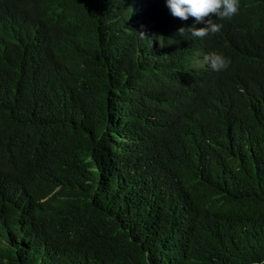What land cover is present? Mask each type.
Instances as JSON below:
<instances>
[{"label": "trees", "instance_id": "16d2710c", "mask_svg": "<svg viewBox=\"0 0 264 264\" xmlns=\"http://www.w3.org/2000/svg\"><path fill=\"white\" fill-rule=\"evenodd\" d=\"M118 1L0 0V264H260L264 0H241L201 40L231 60L223 76L170 94L151 86L140 135L164 141L148 152L123 142L106 170L93 149L111 93L146 77L135 57L183 38L155 21L152 32L167 36L133 38L117 11L102 9ZM45 27L49 38L35 39ZM237 35L257 44L250 61L228 48ZM109 53L124 64L111 78L101 60ZM33 209L35 231L22 223Z\"/></svg>", "mask_w": 264, "mask_h": 264}, {"label": "clouds", "instance_id": "9594fccd", "mask_svg": "<svg viewBox=\"0 0 264 264\" xmlns=\"http://www.w3.org/2000/svg\"><path fill=\"white\" fill-rule=\"evenodd\" d=\"M100 3L95 2L94 8L99 7ZM240 7L241 0H119L116 5L102 7L105 12L117 11L132 29L133 38L149 36L159 39L160 35L167 36V32L162 34L152 32L153 21L183 37L165 46L151 58L135 57L137 65L146 68V77L132 84H123L111 93L108 109L102 115L100 123L102 132L95 137L93 149V154L98 156L99 162L102 158L105 159L106 170L114 167L109 156L123 142L130 143L133 150L142 148L148 152L151 143L160 145L164 141L161 134L156 132L140 135L137 111L139 105L149 99L154 91L151 86L162 82L164 92L170 94L182 86L198 88L213 81L216 76L224 75L231 60L222 51L209 50L200 45V42L209 35L219 33L223 25L218 20L231 21L239 13ZM108 29V26L100 29L101 37ZM49 31L47 27L38 30L35 39L49 38ZM32 42L33 40L28 42V45ZM227 43L230 50L246 49L249 54L248 61L250 56L259 52L257 44L244 36L237 35ZM101 60L104 72L110 78L124 66L120 54H105ZM158 71H161L162 78L149 75ZM141 94H147L148 98L141 99ZM124 101L127 102L125 106L121 105ZM208 144L212 147L209 140ZM157 161L164 163L161 158ZM191 165L193 171L194 161ZM49 169L53 170L56 176L63 172L54 161L51 162ZM22 223L31 231L37 230L40 223L39 210L28 211ZM42 229L49 233L54 231L52 223L45 224ZM260 264H264V260Z\"/></svg>", "mask_w": 264, "mask_h": 264}]
</instances>
